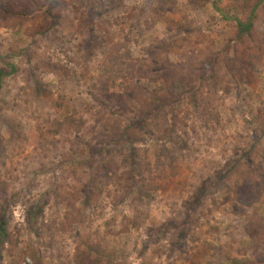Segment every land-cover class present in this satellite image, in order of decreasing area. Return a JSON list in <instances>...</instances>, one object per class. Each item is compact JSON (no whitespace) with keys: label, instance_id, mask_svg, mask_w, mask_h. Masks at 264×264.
<instances>
[{"label":"rangeland","instance_id":"obj_1","mask_svg":"<svg viewBox=\"0 0 264 264\" xmlns=\"http://www.w3.org/2000/svg\"><path fill=\"white\" fill-rule=\"evenodd\" d=\"M11 1L0 264H264V57L231 70L257 52L235 0Z\"/></svg>","mask_w":264,"mask_h":264},{"label":"trees","instance_id":"obj_2","mask_svg":"<svg viewBox=\"0 0 264 264\" xmlns=\"http://www.w3.org/2000/svg\"><path fill=\"white\" fill-rule=\"evenodd\" d=\"M264 4V0H235L233 3V8L241 13L242 19H238L237 17H231L225 14L223 11H221L217 6H215V10L218 14L222 16L224 20L227 21H233L236 23L237 28V37L236 39L240 42H249L254 46V49H256V53L253 55H249L248 59H245L244 62L239 63L238 65L241 66L238 68V60L236 59H228L229 64L232 63L231 70L236 68L239 71L246 70V68H252V72L255 74L259 73L256 71L257 67L262 63V59L264 57V37H259V31L257 30L256 22L258 20V9L259 7ZM264 12V8L262 9ZM29 12H31V6L28 3L24 4H18L13 3L11 0H0V14L2 16L6 17H14L19 19H24L29 15ZM258 36V37H256ZM261 61V62H260ZM4 64L5 60L2 61ZM216 64H220L219 62H216ZM227 64L226 66H229ZM12 71H14V67H11ZM6 76V73L4 70H0V85L2 78ZM211 81L214 84V87L219 86H227L223 85V83L226 81V76L223 75V72L220 68H215L211 74ZM249 78V77H248ZM192 86V83L185 78L180 79V82L176 85L175 90L173 94H184L186 92H189L190 87ZM157 98V99H155ZM160 98L154 97L153 104H160ZM152 108L154 107L151 106ZM160 108L161 105H158ZM79 264V263H78ZM80 264H92V261H87L86 259L81 260Z\"/></svg>","mask_w":264,"mask_h":264}]
</instances>
